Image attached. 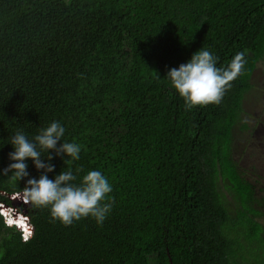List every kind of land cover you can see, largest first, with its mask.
I'll list each match as a JSON object with an SVG mask.
<instances>
[{
    "label": "trees",
    "instance_id": "trees-1",
    "mask_svg": "<svg viewBox=\"0 0 264 264\" xmlns=\"http://www.w3.org/2000/svg\"><path fill=\"white\" fill-rule=\"evenodd\" d=\"M201 47L218 67L239 51L247 63L219 104L187 110L167 72ZM262 61L264 0H0V169L16 131L59 121L82 147L75 161L49 150V178L99 170L113 189L102 224L20 203L27 242L0 214V264H264V194L233 149ZM9 176L12 207L29 177Z\"/></svg>",
    "mask_w": 264,
    "mask_h": 264
},
{
    "label": "clouds",
    "instance_id": "clouds-1",
    "mask_svg": "<svg viewBox=\"0 0 264 264\" xmlns=\"http://www.w3.org/2000/svg\"><path fill=\"white\" fill-rule=\"evenodd\" d=\"M218 57L207 48H200L191 55V58L178 67L170 68L167 77L171 86L178 92L185 102L187 110L194 106L219 104L232 82L245 72L247 63L246 52L239 51L234 54L226 66H217ZM65 127L59 121H52L46 127L39 129L38 133L29 139L22 131L18 130L11 137L10 144L13 151L8 156L13 163L0 169V175L9 176L13 182H18L26 177L22 197L11 199L13 206L7 207L0 204V213L8 226H17L23 234L31 229L28 218L14 205V202L31 204L37 208H47L53 221H59L65 226L71 225L86 217L93 218L97 224H102L110 213L113 201L110 196L112 185L109 179L99 170H89L79 178L68 169L49 178L48 173L54 171V165L49 161L53 155H66L75 161L80 158L81 145L74 142H62ZM59 143V146H57ZM43 157V159H42ZM26 158H30L37 170H43L38 178L30 177ZM76 173L82 170L77 168ZM19 194V193H16ZM19 206V205H18ZM14 208L13 214L11 209ZM12 215V216H11ZM13 217H19L25 226L20 228L18 223H10ZM13 222H15L13 220ZM29 238V237H28ZM28 238H25L27 242Z\"/></svg>",
    "mask_w": 264,
    "mask_h": 264
},
{
    "label": "rangeland",
    "instance_id": "rangeland-1",
    "mask_svg": "<svg viewBox=\"0 0 264 264\" xmlns=\"http://www.w3.org/2000/svg\"><path fill=\"white\" fill-rule=\"evenodd\" d=\"M257 66L252 80L254 92L252 90L246 96L244 103L243 119L248 129L242 131L235 127L233 149L241 166L246 168V178L254 184L256 194L260 192L261 195L264 194V61L259 62ZM223 191L230 201L228 205L233 214L232 197L228 195L227 191ZM260 195L257 196L260 197ZM14 205L18 207L19 202H14ZM260 209L262 208L260 207ZM11 210V214H13L14 208ZM256 219L264 226V215H259Z\"/></svg>",
    "mask_w": 264,
    "mask_h": 264
},
{
    "label": "bare ground",
    "instance_id": "bare-ground-1",
    "mask_svg": "<svg viewBox=\"0 0 264 264\" xmlns=\"http://www.w3.org/2000/svg\"><path fill=\"white\" fill-rule=\"evenodd\" d=\"M18 196H20V195H19V194L13 195L14 199H17ZM12 220L15 221V222H13V223H15V224L18 223L19 226H21V228L25 226V223H24L19 217H13Z\"/></svg>",
    "mask_w": 264,
    "mask_h": 264
},
{
    "label": "built area",
    "instance_id": "built-area-1",
    "mask_svg": "<svg viewBox=\"0 0 264 264\" xmlns=\"http://www.w3.org/2000/svg\"><path fill=\"white\" fill-rule=\"evenodd\" d=\"M19 195L22 197V192H20ZM23 215H24L23 219L28 218V217L25 215V213H23ZM30 230H31V229L27 230V232H29ZM24 236H25V233L23 234V237H24Z\"/></svg>",
    "mask_w": 264,
    "mask_h": 264
},
{
    "label": "snow or ice",
    "instance_id": "snow-or-ice-1",
    "mask_svg": "<svg viewBox=\"0 0 264 264\" xmlns=\"http://www.w3.org/2000/svg\"><path fill=\"white\" fill-rule=\"evenodd\" d=\"M0 214H3V213H0ZM10 223H13V220L10 221ZM29 235H30V233L26 231L25 238H28Z\"/></svg>",
    "mask_w": 264,
    "mask_h": 264
},
{
    "label": "flooded vegetation",
    "instance_id": "flooded-vegetation-1",
    "mask_svg": "<svg viewBox=\"0 0 264 264\" xmlns=\"http://www.w3.org/2000/svg\"><path fill=\"white\" fill-rule=\"evenodd\" d=\"M239 160V159H238ZM240 163V162H239ZM241 165V164H240Z\"/></svg>",
    "mask_w": 264,
    "mask_h": 264
}]
</instances>
